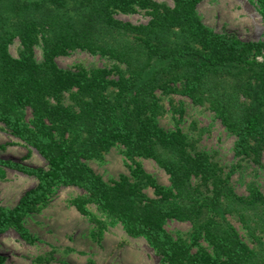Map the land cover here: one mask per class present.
Masks as SVG:
<instances>
[{
    "label": "trees",
    "instance_id": "obj_1",
    "mask_svg": "<svg viewBox=\"0 0 264 264\" xmlns=\"http://www.w3.org/2000/svg\"><path fill=\"white\" fill-rule=\"evenodd\" d=\"M200 1L0 0V122L48 165L0 157V178L8 168L37 178L14 207L0 206V235L13 229L34 243L25 216L55 188L75 186L84 191L74 200L80 212L95 204L128 234L143 236L162 264H264V191L252 182L238 193L232 170L155 118L157 93H180L209 107L236 136L237 156L254 164L264 158V38L215 32L198 14ZM256 1L264 21V0ZM137 6L147 9V23L116 17ZM16 38L18 57L10 51ZM75 49L115 61L117 76L59 67L56 56ZM117 143L130 157L154 159L170 186L141 167L133 180L106 181L84 161ZM171 219L190 227L174 236L165 227ZM0 264H8L1 253Z\"/></svg>",
    "mask_w": 264,
    "mask_h": 264
},
{
    "label": "rangeland",
    "instance_id": "obj_2",
    "mask_svg": "<svg viewBox=\"0 0 264 264\" xmlns=\"http://www.w3.org/2000/svg\"><path fill=\"white\" fill-rule=\"evenodd\" d=\"M156 1L173 6L175 0ZM197 11L203 23L219 34H232L247 41L264 38V21L256 0H201ZM116 17L135 24L147 23L150 19L147 9L138 6L130 12L119 11ZM10 51L13 56H19L18 38L10 44ZM35 56L38 61L43 60L40 46L35 47ZM55 61L59 67L76 72L106 69L113 78L119 67L115 61L83 49L56 56ZM157 97L162 109L155 118L164 129L180 128L192 145L210 152L226 170H232L231 179L238 193H246L252 182L264 191V158L261 164H254L237 156L234 152L236 136L209 107L196 105L180 93L159 91ZM25 112L26 119H30L31 109ZM0 157L48 166L36 149L11 135L1 122ZM84 161L106 181L119 179L121 175L133 180L134 171L141 167L163 186H170L168 173L154 159L130 157L118 143L102 158ZM36 184V177L6 169L5 178H0V206L14 207L25 191ZM144 190L150 197L156 196L152 186ZM83 194L84 191L75 186L55 188L47 204L29 212L24 225L37 238L34 243L26 242L13 229L1 234L0 253L8 264H162L160 256L143 236L128 234L121 222L98 210L95 204L85 203L87 213L80 212L74 200ZM232 221L241 227L237 221ZM165 227L172 235L182 236L190 224L171 219ZM41 256L43 259L39 260Z\"/></svg>",
    "mask_w": 264,
    "mask_h": 264
}]
</instances>
